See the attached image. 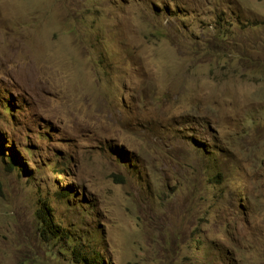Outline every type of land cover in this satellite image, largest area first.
I'll return each mask as SVG.
<instances>
[{
  "label": "rangeland",
  "instance_id": "1",
  "mask_svg": "<svg viewBox=\"0 0 264 264\" xmlns=\"http://www.w3.org/2000/svg\"><path fill=\"white\" fill-rule=\"evenodd\" d=\"M84 254L264 264V0H0V264Z\"/></svg>",
  "mask_w": 264,
  "mask_h": 264
},
{
  "label": "trees",
  "instance_id": "2",
  "mask_svg": "<svg viewBox=\"0 0 264 264\" xmlns=\"http://www.w3.org/2000/svg\"><path fill=\"white\" fill-rule=\"evenodd\" d=\"M14 162V161H13ZM49 211H51V209L49 208ZM42 217L47 218L46 214H43ZM198 242H201V240L199 238ZM82 264H102L101 263V258H99L98 254L92 255V254H84L82 256Z\"/></svg>",
  "mask_w": 264,
  "mask_h": 264
},
{
  "label": "clouds",
  "instance_id": "3",
  "mask_svg": "<svg viewBox=\"0 0 264 264\" xmlns=\"http://www.w3.org/2000/svg\"><path fill=\"white\" fill-rule=\"evenodd\" d=\"M197 238H198V237H197ZM197 238H196V240H198Z\"/></svg>",
  "mask_w": 264,
  "mask_h": 264
}]
</instances>
